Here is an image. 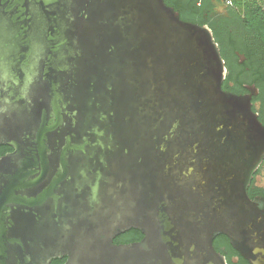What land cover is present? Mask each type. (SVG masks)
I'll return each mask as SVG.
<instances>
[{"label":"water","instance_id":"1","mask_svg":"<svg viewBox=\"0 0 264 264\" xmlns=\"http://www.w3.org/2000/svg\"><path fill=\"white\" fill-rule=\"evenodd\" d=\"M226 72L164 0H0V264H226L219 235L264 264V126Z\"/></svg>","mask_w":264,"mask_h":264},{"label":"flooded vegetation","instance_id":"2","mask_svg":"<svg viewBox=\"0 0 264 264\" xmlns=\"http://www.w3.org/2000/svg\"><path fill=\"white\" fill-rule=\"evenodd\" d=\"M165 4L178 13L184 22L208 27L219 52L225 50L231 58H237L236 68L222 82L224 92L249 98L250 109L264 126V92L258 86V74L248 65L246 53H260L261 48L245 31L242 8L239 5L226 6L221 0H164ZM234 41H238L233 45ZM237 53L245 60L239 63ZM227 70V69H226ZM9 152V151H8ZM246 195L251 201H264V158L253 171ZM220 254L226 264H249L225 235H220Z\"/></svg>","mask_w":264,"mask_h":264},{"label":"trees","instance_id":"3","mask_svg":"<svg viewBox=\"0 0 264 264\" xmlns=\"http://www.w3.org/2000/svg\"><path fill=\"white\" fill-rule=\"evenodd\" d=\"M238 5L242 8L243 13V22L245 26V31L247 34H250L251 37L261 48L260 53H246L248 57V65L251 69L258 74V86L264 92V10L260 5L253 3L252 1H242L237 2ZM238 41H234L235 45ZM221 57L224 60L225 67L227 69L228 77H230L231 72L236 68V60L231 58L230 54L225 50L220 51ZM8 151H11V148L7 146H0V157ZM142 234L137 230H129L123 234H120L114 239V244H127L132 242H138L142 239ZM213 247L217 252L220 253V235L217 236L213 241ZM65 259H56L52 260L50 264H63Z\"/></svg>","mask_w":264,"mask_h":264},{"label":"built area","instance_id":"4","mask_svg":"<svg viewBox=\"0 0 264 264\" xmlns=\"http://www.w3.org/2000/svg\"><path fill=\"white\" fill-rule=\"evenodd\" d=\"M226 6L233 7L235 5H238L237 2L242 1H258L260 3L261 8L264 10V0H221Z\"/></svg>","mask_w":264,"mask_h":264},{"label":"crops","instance_id":"5","mask_svg":"<svg viewBox=\"0 0 264 264\" xmlns=\"http://www.w3.org/2000/svg\"><path fill=\"white\" fill-rule=\"evenodd\" d=\"M253 3H255L257 5H260V3L258 1H253Z\"/></svg>","mask_w":264,"mask_h":264}]
</instances>
